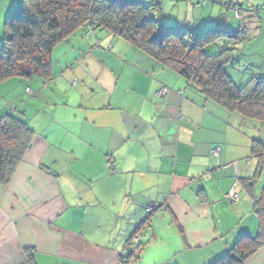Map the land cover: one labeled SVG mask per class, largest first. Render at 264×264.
<instances>
[{"label": "crops", "instance_id": "0c3cea01", "mask_svg": "<svg viewBox=\"0 0 264 264\" xmlns=\"http://www.w3.org/2000/svg\"><path fill=\"white\" fill-rule=\"evenodd\" d=\"M19 1L0 0V41ZM144 1L160 9L161 26L241 30L238 50L253 71L236 76L228 63L226 73L239 86L264 77V0H237L238 12L230 0ZM85 30L53 48L49 79L0 84V117L15 114L34 131L0 184V264H120L140 224L138 264H211L240 235H257L264 172L249 181L257 166L250 145L264 144V124L205 99L125 39L94 28L84 37ZM161 85L169 92L157 97ZM234 184L240 200L231 203L225 195ZM153 216L176 230L175 243L166 255L141 259L158 251ZM241 264H264V245Z\"/></svg>", "mask_w": 264, "mask_h": 264}, {"label": "trees", "instance_id": "16d2710c", "mask_svg": "<svg viewBox=\"0 0 264 264\" xmlns=\"http://www.w3.org/2000/svg\"><path fill=\"white\" fill-rule=\"evenodd\" d=\"M159 14V8L144 0H20L3 23L0 84L13 77L49 79L53 48L91 21L94 29L125 39L184 78L205 99L244 119L264 124V77L254 74L239 87L225 70L238 50L237 45L245 39L241 30L226 32L210 28L193 33L187 27L161 26ZM218 41L222 42L215 44L216 49L205 51L206 46ZM33 136V129L21 117L12 113L0 117L1 185L9 182L30 148ZM250 155L257 161L249 179L254 183L264 172V144L253 140ZM225 197L228 200L227 193ZM262 199L263 196L257 203ZM259 218L257 235H240L228 251L211 264H241L261 248L264 245V207H260ZM141 225L131 237L139 232ZM131 237L125 246L129 245ZM143 247L139 242L135 251L121 257L120 263L123 258L138 262Z\"/></svg>", "mask_w": 264, "mask_h": 264}, {"label": "rangeland", "instance_id": "374dc122", "mask_svg": "<svg viewBox=\"0 0 264 264\" xmlns=\"http://www.w3.org/2000/svg\"><path fill=\"white\" fill-rule=\"evenodd\" d=\"M206 28L207 27H205V30H206ZM84 37H85V34H84ZM2 39H3V37H2ZM247 41H249V40H247ZM221 42L222 41H218V42H215L213 44H209L208 46L205 47V51L209 52V51L216 49L215 44H220ZM255 44L262 45L263 42H258V43L255 42ZM239 46H240V44H238L236 48L238 49ZM247 58H249L255 62L257 59L258 61L261 62V57H259V56L253 57L251 54H248ZM233 64L235 65V67L237 69L234 71L235 75L240 76V77H245L244 72L251 73L253 71L252 68H254V67H252V65L255 63L252 61H244L243 57H242L241 50H238V51L236 50L233 54V59L229 65H233ZM226 68H227V70H229V66H227ZM226 68H225V70H226ZM238 69H240V70H238ZM227 70H226V72H228ZM230 71H231V69H230ZM150 223H151V228H153V230L156 229L155 231L158 235L159 242H158L157 247H156L158 251H156L157 252L156 254L154 252H151L150 254H148L147 253L148 250H145L141 259H144V257H147L146 259L154 260V257L157 256V254H159L158 256L166 255V253H164L165 252L164 250L167 249L168 247H172V245L175 243V241H173L172 239H174L176 237L175 236L176 230L170 226L168 221L164 222L162 219L154 218V216L152 217ZM165 257H159V258L162 259Z\"/></svg>", "mask_w": 264, "mask_h": 264}, {"label": "built area", "instance_id": "2783aa9c", "mask_svg": "<svg viewBox=\"0 0 264 264\" xmlns=\"http://www.w3.org/2000/svg\"><path fill=\"white\" fill-rule=\"evenodd\" d=\"M229 6L235 10L236 12H238L239 10V5L237 4V0H230ZM262 8H264V4L261 6ZM251 11L253 13H256L258 11V7L257 6H251ZM85 36L88 37L92 30H93V24L91 21H88L85 25ZM69 84L71 86L76 84V79L73 78L69 81ZM169 92V88H167L164 85H161L160 88L156 91V96L160 97L163 94H167ZM218 150L219 148L216 147L212 150V154L213 156H218ZM106 166L109 168H113L114 167V162L113 160L109 157L106 161ZM227 198L229 200V202L231 203H236L240 200V186L238 184H234L227 192ZM149 210V209H148ZM138 245V238L133 236L130 239L129 245L124 246L122 251H121V257H125L127 255V253H129V251H135L136 246ZM120 264H138L135 261H130L127 258H123L122 262Z\"/></svg>", "mask_w": 264, "mask_h": 264}]
</instances>
